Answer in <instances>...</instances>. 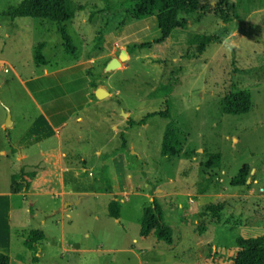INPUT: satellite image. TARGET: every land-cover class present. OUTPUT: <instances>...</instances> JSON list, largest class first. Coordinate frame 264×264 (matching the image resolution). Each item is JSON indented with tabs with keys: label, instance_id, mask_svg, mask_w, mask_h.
<instances>
[{
	"label": "rangeland",
	"instance_id": "1",
	"mask_svg": "<svg viewBox=\"0 0 264 264\" xmlns=\"http://www.w3.org/2000/svg\"><path fill=\"white\" fill-rule=\"evenodd\" d=\"M20 1L0 0V150L6 152L14 133L6 126L1 128L7 110L16 126L27 124L38 113L25 81L39 76L43 67L60 69L75 62L73 55L64 52V38L56 32L54 21L4 15ZM66 1L74 14L66 23L72 41H76L72 32L83 24L94 31L88 41L90 54L101 58L89 64L92 79L108 92L97 99L98 104L88 107L86 112L94 114L89 118L82 115L81 131L91 137L90 148L84 153L86 164L97 155L98 163H110L113 158L114 170L128 192L117 195L120 182L112 184L108 177L93 171L94 179L104 181L108 194L97 196V206L88 200L70 203L73 229L65 232L64 243H72V248L63 243L65 250L60 245L56 253L53 246L45 244L44 263L139 264L142 260L151 264L165 252L160 264H186L196 256L202 258V264L220 258L221 264H230L228 255L237 248L238 236L264 234V0H226L232 6L227 17L219 14V10L225 11L223 4L218 6L220 0H199L207 5L206 12L181 11L178 19L187 24L175 28L163 46L150 48L139 44L157 36L153 16L135 20L126 12H108L124 0ZM125 23L131 25L124 28ZM204 35L214 36V41L198 54L196 46ZM39 44L44 45L45 66L35 62L34 49ZM121 49L127 51L128 58L120 67L105 70L110 57H118ZM234 88L250 93L248 112L223 113L224 97ZM167 105L170 119L154 116L144 124L128 125L129 119L140 120L147 113L164 111ZM169 122L179 144L175 155L163 156L162 136ZM98 148L101 153L96 155ZM64 154L68 165L82 166L76 153ZM244 164L249 167L246 185H231ZM49 169L53 185L54 165L50 163ZM12 173H21L19 163L0 155V188L9 186ZM57 190H50L54 201L59 200L54 197ZM115 197L119 201L125 198L118 219L110 217L106 207V201ZM151 198L157 200L164 223L172 228V247L153 233L147 237L139 234V218ZM210 202L222 203L221 221L209 222L200 233L198 212ZM29 218L31 229H40L38 222ZM13 224L16 230L24 229L16 218ZM49 224L47 221L45 227L48 234L57 231ZM81 246L90 253L78 255L75 250ZM128 248L138 257L117 250Z\"/></svg>",
	"mask_w": 264,
	"mask_h": 264
},
{
	"label": "crops",
	"instance_id": "2",
	"mask_svg": "<svg viewBox=\"0 0 264 264\" xmlns=\"http://www.w3.org/2000/svg\"><path fill=\"white\" fill-rule=\"evenodd\" d=\"M130 25L131 24L128 25V23H125L124 28H127ZM91 29V26L83 24L78 31L76 30V32L73 30L72 32L70 30L72 32V36L76 38V41H74L76 44L73 42L76 46V51L73 54L75 62L72 65L52 70H48L43 67L42 73L32 79L54 75L59 70L83 63L92 65L96 58H101V56L96 58L92 57L90 54V45L88 44V41L91 39V33L94 32H92ZM173 30L174 29L170 31L169 35L160 44L156 45L163 46L169 39ZM108 36L109 34L107 33L106 37ZM114 50L115 49H112V53ZM85 51L88 52L87 55ZM111 58H113V56L110 57V59ZM45 65L46 64L40 66ZM100 86L101 85L98 87ZM27 91L35 100L38 106V113L25 125H22L21 122H19L16 126V121L12 119V124L8 127V129L14 131V133H12V136H10V139L8 140L9 147L7 148V152L5 149H1L0 155L5 156L7 159L12 161V163H19L21 173L23 174L28 187L26 191L23 188L22 191L18 193H12L10 191V177L9 186L5 189L0 188V251L8 254L9 264H34L31 261L33 256L38 258V264H52L44 263V255H46L44 245L47 244V246H53L54 252L56 253V248L60 245L62 250H65L62 245L66 238L65 232L73 229L71 215L68 213V206L70 203L73 201V203L77 204L88 200L91 205L97 206V196H105L108 194L105 190L106 185L104 181L99 178H97V180L94 179L96 174L94 175L93 171L96 173L99 172L104 177H108L112 184H114V181H116V183L120 182L121 190L119 189L115 192L117 195H127L128 191L124 180L119 177L118 171L116 172L114 170V164L111 163L113 158L110 160V163L106 160L102 163L97 162V153H101L99 148L96 150L97 156L95 157V160H93L90 164H86L87 158H85L86 154L84 155V153L88 152L90 148L91 137L89 135L84 136L81 131L82 115L86 113V117L89 118L90 113L94 114L92 111L89 113L86 111L93 103V105L98 104V100L95 95L89 99L88 105L84 106L81 110L71 115L66 121L55 127L48 119L39 102L28 89ZM1 128H5V125L1 124ZM64 152L71 153L72 155L76 153V156H78L82 166L68 165V163L64 160ZM50 163L54 165V172L56 173V177L51 178L54 181L53 185L50 183V177L52 175V171L49 169ZM14 174L17 173H12L11 176ZM31 174H33V176H31ZM99 181H101L102 185H104V188ZM116 187L117 184L115 185V189ZM52 188L58 189L54 193V197L59 198L58 201L52 200V197L49 196L52 193L50 192ZM100 188H102V190L98 192ZM153 198H151V200H153ZM108 200L106 201V207ZM120 200V203L122 204L125 198L121 197ZM60 206L61 209L58 210V207ZM53 208H55V210H53ZM56 209L58 210L57 212H55ZM27 213L31 214L28 215ZM89 215L91 217V213H89ZM30 216L33 220L38 222L40 230L44 232V238L38 242L39 251L37 253H35L34 249L29 247V243L25 237L28 231L34 230L31 229L32 222L29 218ZM14 218L17 219V223L24 229H15L13 224ZM64 218H68V220H65ZM95 218L96 217L94 216V219ZM47 221L50 222L49 225L56 227L57 231L55 230L53 233L48 234L45 228ZM85 236L88 237V234H85ZM133 242L136 243L135 238H133ZM64 244L66 245V243ZM66 246L71 250L72 243H69ZM167 246L172 247L173 245L171 244ZM109 250L110 249H107V251ZM117 250L125 251L132 255L135 254L138 257V254H136L132 248ZM138 250L141 249L139 248ZM75 251L78 255L90 253V249L85 246L78 247ZM164 253L165 252H160L151 264H160ZM222 259L223 258L216 259L215 261L211 263L208 262L207 264H221ZM139 264H144V262L139 260ZM186 264H202V258L200 256L192 257Z\"/></svg>",
	"mask_w": 264,
	"mask_h": 264
},
{
	"label": "trees",
	"instance_id": "3",
	"mask_svg": "<svg viewBox=\"0 0 264 264\" xmlns=\"http://www.w3.org/2000/svg\"><path fill=\"white\" fill-rule=\"evenodd\" d=\"M224 5V10H219V14L227 17L229 6L226 0H220L218 6ZM207 11V5L200 4L199 0H124L116 6L109 8L108 12H126L130 19L139 20L144 17L153 16L157 27V36L149 41L139 44V47L150 48L152 45L161 43L172 29L184 27L187 22L185 19L179 20L178 15L181 11ZM10 19L17 17L42 18L56 23V32L63 40V50L68 55H73L76 51L72 39L68 34L66 23L73 18V11L66 0H21L16 6L9 7L4 12ZM226 19V18H224ZM197 44V53L201 54L206 46L214 41V36H200ZM43 44H39L34 49V58L37 65L46 64L42 53ZM127 52V51H126ZM106 63H103V67ZM91 65V64H90ZM88 63L75 65L57 71L54 75L44 76L25 81L26 88L32 93L39 102L43 111L50 122L59 126L75 112L88 105L89 99L94 97L93 90L100 83L92 79V68ZM167 104V103H166ZM251 108V95L247 90L233 89L223 100L222 111L225 114L239 115L246 113ZM159 116L166 119L171 118L169 106L164 111H154L147 113L140 120H128L130 127L146 123L148 118ZM178 135L174 126L169 122L164 130L161 142V154L163 156H173L176 154L178 146ZM13 148V147H12ZM249 167L244 164L238 174L232 178L231 185H246ZM33 176V174H31ZM28 184L24 180L22 173L11 176L10 191L18 193L24 188L27 190ZM121 203L117 197L113 198L107 206V213L110 217L118 219L120 216ZM222 203L210 202L204 204L200 211L198 231L202 233L206 225L211 221H221ZM139 234L147 237L153 233L158 241L167 245L173 242L172 228L164 223L162 211L154 199L150 205L143 207L139 218ZM26 239L29 247L39 251L38 242L44 238V232L40 229L28 231ZM236 247L233 254L229 256L230 264H264V234L256 236H238ZM32 262L38 264V258L32 257ZM0 264H9L8 254L0 251Z\"/></svg>",
	"mask_w": 264,
	"mask_h": 264
},
{
	"label": "water",
	"instance_id": "4",
	"mask_svg": "<svg viewBox=\"0 0 264 264\" xmlns=\"http://www.w3.org/2000/svg\"><path fill=\"white\" fill-rule=\"evenodd\" d=\"M128 58V55H127V52L122 49L120 52H119V55L118 57H113L109 60V62L106 64L105 66V70L107 71H110L112 69H115V68H118L121 66V62L125 61L126 59ZM94 95L97 99H101L103 97H105L106 95H108V92L102 88V87H97L95 90H94ZM7 116H6V123H5V126L6 127H9L11 126L12 122L10 120V114H9V111L7 110ZM122 114L125 116L126 114L124 112H122Z\"/></svg>",
	"mask_w": 264,
	"mask_h": 264
},
{
	"label": "built area",
	"instance_id": "5",
	"mask_svg": "<svg viewBox=\"0 0 264 264\" xmlns=\"http://www.w3.org/2000/svg\"><path fill=\"white\" fill-rule=\"evenodd\" d=\"M115 45H117V44H115ZM4 71L6 72V71H7V69H4Z\"/></svg>",
	"mask_w": 264,
	"mask_h": 264
}]
</instances>
